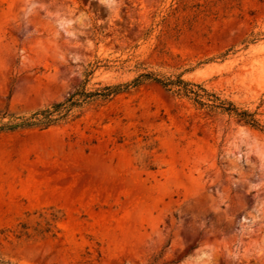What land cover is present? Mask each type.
I'll list each match as a JSON object with an SVG mask.
<instances>
[{"label":"rangeland","instance_id":"374dc122","mask_svg":"<svg viewBox=\"0 0 264 264\" xmlns=\"http://www.w3.org/2000/svg\"><path fill=\"white\" fill-rule=\"evenodd\" d=\"M147 71L264 125V0H0V110ZM0 264H264V131L148 81L0 132Z\"/></svg>","mask_w":264,"mask_h":264},{"label":"trees","instance_id":"16d2710c","mask_svg":"<svg viewBox=\"0 0 264 264\" xmlns=\"http://www.w3.org/2000/svg\"><path fill=\"white\" fill-rule=\"evenodd\" d=\"M92 73L93 70L88 72L87 76H90ZM88 80L85 79L83 84L65 100L35 109L29 113L19 114L11 112L8 109L0 110V132L26 128L47 129L71 117H78L87 104L98 98H111L118 93L138 87L148 81L159 83L168 91L173 92L177 96L192 100L201 108L205 107L211 112L227 113L246 125L264 131V125L256 117L257 113L255 111L240 108L231 100L222 99L220 96L209 92L201 84L184 79L183 73L164 76L156 72L147 71L140 73L130 82L107 84L96 90H87L86 84ZM23 227L22 234L29 235L28 226L24 224Z\"/></svg>","mask_w":264,"mask_h":264}]
</instances>
